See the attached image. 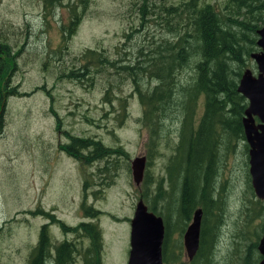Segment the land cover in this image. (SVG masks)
Segmentation results:
<instances>
[{
  "label": "rangeland",
  "instance_id": "1",
  "mask_svg": "<svg viewBox=\"0 0 264 264\" xmlns=\"http://www.w3.org/2000/svg\"><path fill=\"white\" fill-rule=\"evenodd\" d=\"M42 1L0 0V40L8 43L12 56L0 57L7 63L0 74V264H25L42 226L52 244L69 240L77 249L86 246V238L64 233L58 225L63 222L73 226L79 221L98 226L101 264H126L129 222L140 193L151 196L159 179L163 180L161 188L167 186L165 166L177 141L176 118L163 121L166 129L158 139V155L144 167L152 182L136 186L131 180L130 159L145 154L147 132L139 120L141 105L130 80H120L112 73L98 74L94 84L88 86L60 77V72L73 68L77 64L73 57L87 47L103 49L112 59L123 52L135 55L142 45L172 43L183 32L181 18L174 23L175 32L166 34L158 26L159 19L152 17L156 22L153 25L150 15H137L138 0H87L73 32L64 41L61 28L70 18V5L81 14L77 0H56L48 16L42 15ZM180 1L184 0L147 2L158 9ZM203 1L215 8L224 0ZM192 74L191 68L185 67L178 74L179 81L188 84ZM153 84L149 79L141 80L144 88ZM105 89L112 97L107 103L102 99ZM200 110L199 103L195 117ZM66 131L98 139L107 147L119 146L128 155V159L113 158L114 175L98 197L91 192L98 188L97 168L103 161L81 166L61 150L68 142ZM218 159L213 197L221 203L217 202L220 210L212 209L219 221L211 264H257L264 260L258 249L260 241L264 243L263 201L250 185L244 141H230L220 149ZM85 176L93 183L83 190ZM83 198L84 204L100 212L96 218L82 216ZM191 216L180 220L181 230L191 222ZM172 217L178 218L176 211ZM208 222H212L211 216ZM175 232H170L169 246L176 252L171 255L177 256L178 264H188L195 254L188 258L181 251ZM79 255L71 264H82Z\"/></svg>",
  "mask_w": 264,
  "mask_h": 264
},
{
  "label": "trees",
  "instance_id": "2",
  "mask_svg": "<svg viewBox=\"0 0 264 264\" xmlns=\"http://www.w3.org/2000/svg\"><path fill=\"white\" fill-rule=\"evenodd\" d=\"M138 1L136 8L140 18L150 15L153 25L156 22L152 17L159 19L158 26L168 34L175 32L174 23L181 18L179 23L183 32L172 43L163 41L155 47L142 45L135 55L123 52L112 59L103 49L87 47L73 57L77 64L73 68L61 70L60 77L88 86L94 84L98 74L112 73L119 76L120 80H130L133 93L141 105L139 120L147 132L145 166L158 155V139L166 129L163 121L172 120L173 116L176 118L177 141L173 146L174 154L167 159L165 166L167 186L161 188L163 180L159 179L151 196L140 193L139 198L146 203L148 211L161 217L164 226L166 225L165 229L171 223H175L174 227H182L180 220H188L192 211L200 208L198 246L189 264H211L212 246L218 233L216 225L219 221V215L214 214L212 209L220 210L218 203H221L220 199L213 197L218 154L222 147L228 146L231 141L228 140L229 134L238 127L243 97L237 92L236 84L246 64L245 59L254 45L256 26L251 17L254 13L259 17L264 6L253 9L254 0H224L214 8L211 3L203 0H184L177 5L156 9V4L148 3V0ZM157 1L159 3L163 0ZM55 2L57 3L56 0L42 1L43 16L51 14ZM77 2L81 14H77L74 5H70V18L62 23L61 28V38L64 41L73 32L87 0ZM59 46L61 45H58V51ZM1 54L12 58L5 40H0V57ZM6 66L5 59H1L0 74ZM185 67L191 68L193 72L186 85L179 81L178 75ZM143 79H149L154 84L144 88L141 86ZM175 95L178 98H173ZM111 98L108 89H105L103 101L107 103ZM123 102L120 104L121 113L124 110ZM199 103L201 110L195 117L196 105ZM65 135L68 142L61 150L81 166L93 161H103V165L97 168L98 188L91 192L98 197V193L110 183L114 175L113 158L117 156L128 159L127 153L119 146L107 147L98 139L88 136L72 135L67 131ZM221 135L223 140H220ZM85 175L90 176L89 173ZM86 176L82 181L83 190L93 183ZM151 182L148 171L144 168L140 183L148 186ZM82 201L80 210L83 217L91 219L100 214L92 205L84 204V198ZM172 202L177 205L174 207ZM172 211H176L178 218L172 217ZM209 216L212 217L210 224ZM58 225L64 233H71L76 238H86L87 245L77 249L74 242L69 240L52 244L47 230L42 226L25 264H48V261L50 264H71L77 253L80 254L82 264H101V235L94 222L79 221L73 226L59 222ZM166 242L167 235H164L162 262L178 264L175 262L177 256H172L170 250L164 248ZM50 248L53 249L52 252Z\"/></svg>",
  "mask_w": 264,
  "mask_h": 264
},
{
  "label": "water",
  "instance_id": "3",
  "mask_svg": "<svg viewBox=\"0 0 264 264\" xmlns=\"http://www.w3.org/2000/svg\"><path fill=\"white\" fill-rule=\"evenodd\" d=\"M257 34L259 35L257 42L264 49V23L257 30ZM255 60L260 74L254 78L249 75L248 70L242 72L237 91L249 100V105L244 111L245 117L242 119L245 140L250 146L248 172L255 196L263 201L264 215V55L255 56ZM251 113L260 118L259 131L252 123ZM145 160L144 155L130 159L131 180L136 186L142 180ZM200 216L201 209L196 208L192 212L191 222L183 232V246L188 258L195 254L198 246ZM129 226V250L126 264H162V219L148 211L140 198L134 205ZM258 249L264 254L263 241H260ZM257 264H264V260H260Z\"/></svg>",
  "mask_w": 264,
  "mask_h": 264
},
{
  "label": "flooded vegetation",
  "instance_id": "4",
  "mask_svg": "<svg viewBox=\"0 0 264 264\" xmlns=\"http://www.w3.org/2000/svg\"><path fill=\"white\" fill-rule=\"evenodd\" d=\"M262 5L264 6V0L263 1H261V0H254L253 1V9H255L257 7H260ZM252 17H254V18H252ZM252 17H251L252 23H253V25L256 26L254 40H253L254 41V45H253V49L249 51V55H248L247 59H245L246 64L244 65L242 72L248 70L249 73H250L249 75L251 77L256 78L260 74V71L258 69L256 60H255V56L264 55L263 46H261L257 42V40L259 38V35L257 34V30L260 29L262 27L263 23H264V11L262 12V14L259 17L255 13H254V15ZM241 74H240V77H241ZM240 77H239V79H240ZM239 79H238L237 84H236L237 86H238ZM238 93L243 97V101L240 104L241 110H240V115L238 117V127L232 134H229L228 140H231L232 143H234L237 140H243L244 144L246 145L247 154H248L247 161H249V153H248V151H249L250 146L247 144V142L245 140L244 128H243V124H242V119H243V117H245L244 111L249 105V100H248V98L245 95L241 94L240 92H238ZM250 116H251V120H252L253 125L255 127H257V131H259V129H258V125L260 124L259 116L254 114V113H251ZM220 140H223V136L222 135L220 136ZM247 146H248V148H247ZM248 167H249V164H248ZM248 174H249V172H248ZM250 180L251 179H250V175H249V181ZM250 185H251V182H250ZM258 201H261V200L258 199ZM173 224L175 226V223H171V225L169 226L168 229H165L166 225L164 226V224H163V237H162V242H161V251H162V248H163L164 235H167V242H166V245L164 246V248L169 249L170 248L169 242L171 241L170 236H171V234L173 232L178 231V232H175V233L178 234L177 235V237H178L177 238V246L180 247L181 251L183 249V251L185 252L184 246H183V232H184L185 229L181 230V227H179V226L174 227ZM170 232H171V234H170ZM170 252L173 255L176 253V252L173 253L171 251V248H170ZM162 264H164V263L162 262ZM188 264H189V262H188Z\"/></svg>",
  "mask_w": 264,
  "mask_h": 264
}]
</instances>
